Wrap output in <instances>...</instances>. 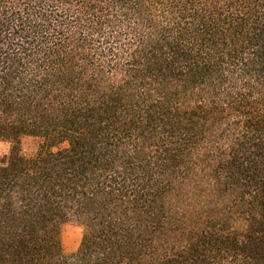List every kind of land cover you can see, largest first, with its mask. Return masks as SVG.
I'll list each match as a JSON object with an SVG mask.
<instances>
[{
    "label": "trees",
    "instance_id": "1",
    "mask_svg": "<svg viewBox=\"0 0 264 264\" xmlns=\"http://www.w3.org/2000/svg\"><path fill=\"white\" fill-rule=\"evenodd\" d=\"M0 140V264H264V0H0Z\"/></svg>",
    "mask_w": 264,
    "mask_h": 264
},
{
    "label": "rangeland",
    "instance_id": "2",
    "mask_svg": "<svg viewBox=\"0 0 264 264\" xmlns=\"http://www.w3.org/2000/svg\"><path fill=\"white\" fill-rule=\"evenodd\" d=\"M39 141L34 137H24L21 140V153L30 156L36 153ZM9 143L0 140V157L9 152ZM82 230L74 223H67L62 227L61 246L63 252L68 254L77 249L81 241Z\"/></svg>",
    "mask_w": 264,
    "mask_h": 264
}]
</instances>
